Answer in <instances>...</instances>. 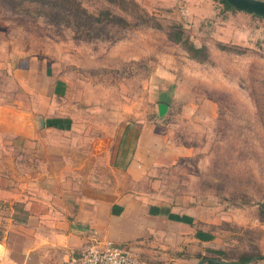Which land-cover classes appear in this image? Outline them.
<instances>
[{"label":"rangeland","instance_id":"rangeland-1","mask_svg":"<svg viewBox=\"0 0 264 264\" xmlns=\"http://www.w3.org/2000/svg\"><path fill=\"white\" fill-rule=\"evenodd\" d=\"M78 1L90 12L110 9L131 24L87 38L23 0H0V105L25 101L19 55L44 51L42 62L55 61L67 79L64 100L79 104L83 129L112 137L129 123L145 132L137 143L158 155L157 199L174 194L199 205L204 228L219 238V258L235 262L244 253L260 254L264 15L228 10L218 0H134L137 8L129 0ZM173 24L205 46L206 60L190 57L168 38ZM161 103L166 110L159 115Z\"/></svg>","mask_w":264,"mask_h":264},{"label":"crops","instance_id":"crops-1","mask_svg":"<svg viewBox=\"0 0 264 264\" xmlns=\"http://www.w3.org/2000/svg\"><path fill=\"white\" fill-rule=\"evenodd\" d=\"M43 52L19 55L25 101L0 105V264H65L105 240L149 264L231 262L199 205L157 199L144 131L126 123L108 137L77 124L79 104L64 100L69 83Z\"/></svg>","mask_w":264,"mask_h":264},{"label":"trees","instance_id":"trees-1","mask_svg":"<svg viewBox=\"0 0 264 264\" xmlns=\"http://www.w3.org/2000/svg\"><path fill=\"white\" fill-rule=\"evenodd\" d=\"M116 2L117 0H110ZM125 1V0H122ZM225 9H234V6L228 0H218ZM27 6L31 5L35 8L37 14L53 21L61 22L68 27H73L87 38H98L108 35V29L114 26H128V21L124 16L103 8L96 12H90L78 0H23ZM128 3L137 8L134 0ZM142 22H149L146 19H140ZM160 27L159 23L155 24ZM168 38L172 41L180 43L189 53L190 57L204 61L207 59L205 46H196L187 37L184 36L182 26L173 24L171 30L167 33ZM252 258L264 259V255H241L235 262H219L218 264H244ZM209 262H218L212 259H206Z\"/></svg>","mask_w":264,"mask_h":264},{"label":"built area","instance_id":"built-area-1","mask_svg":"<svg viewBox=\"0 0 264 264\" xmlns=\"http://www.w3.org/2000/svg\"><path fill=\"white\" fill-rule=\"evenodd\" d=\"M65 264H149L111 240L90 243Z\"/></svg>","mask_w":264,"mask_h":264},{"label":"water","instance_id":"water-1","mask_svg":"<svg viewBox=\"0 0 264 264\" xmlns=\"http://www.w3.org/2000/svg\"><path fill=\"white\" fill-rule=\"evenodd\" d=\"M235 8L246 9L264 15V2L254 0H228ZM166 104L161 103L158 108L159 115L164 114Z\"/></svg>","mask_w":264,"mask_h":264}]
</instances>
